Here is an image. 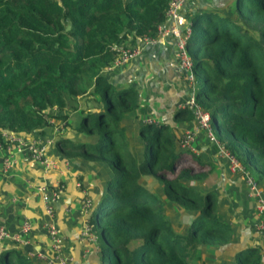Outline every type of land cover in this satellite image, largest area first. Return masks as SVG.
Returning a JSON list of instances; mask_svg holds the SVG:
<instances>
[{
  "label": "trees",
  "instance_id": "1",
  "mask_svg": "<svg viewBox=\"0 0 264 264\" xmlns=\"http://www.w3.org/2000/svg\"><path fill=\"white\" fill-rule=\"evenodd\" d=\"M168 1L0 0V143L2 131L53 139L59 120L63 128L95 136L72 142L56 134L52 144L63 158L103 161L111 169L88 218L99 264H206L209 249L230 243L214 193L194 187L204 174L185 167L171 180L163 177L184 153L198 168L208 164L178 149L161 122H137L138 161L122 122L138 107L137 90L115 86L102 74L113 66L117 46L157 38ZM233 2V17L210 9L187 17L193 97L209 114L213 135L264 190V26L251 28L255 37L241 24L264 25V0ZM87 90L97 111L70 125L65 120L71 99ZM188 108L175 109L173 116L190 114ZM146 175L161 182L164 198L139 182ZM165 202L185 212V230L172 226ZM16 245L0 246V264H34ZM231 252L232 264H261L258 247Z\"/></svg>",
  "mask_w": 264,
  "mask_h": 264
},
{
  "label": "crops",
  "instance_id": "2",
  "mask_svg": "<svg viewBox=\"0 0 264 264\" xmlns=\"http://www.w3.org/2000/svg\"><path fill=\"white\" fill-rule=\"evenodd\" d=\"M207 4L208 0H190L185 5L184 12L189 16L197 12L199 6L207 9ZM171 23V20L165 18L162 26L168 27ZM133 46L141 48V52L128 62L131 64L134 60L139 61L135 70L144 72V68H154L158 64L169 72L173 70L169 66L170 60L174 58L173 40L170 37L157 36L152 44H144L138 39ZM174 90H179L180 93L183 89L174 81L170 82L165 92ZM185 93L187 95V92ZM172 112L174 113V110ZM200 131L193 136L191 151H194V148L199 149L195 136L201 133ZM19 136L28 138L29 135ZM51 140L54 142L55 139ZM206 141L213 146L207 139ZM47 155L54 160V168L44 169L26 153L16 151L7 173L1 171L0 162V225L13 233L19 230L23 219L29 222L30 232L24 236L26 242L17 244L16 247L34 264H50L49 260L53 255L49 247V235L44 227L46 222H51L56 227L60 252L68 259V264H99L95 244L96 231L92 225L87 226L89 212L84 210L81 202L82 198H89L92 210L103 190L101 178L99 175L95 178L89 173L91 165L63 158L52 143L48 146ZM213 158L216 162L215 169L209 165L206 167L214 170L213 173L217 175L212 186L215 188L211 192L215 195L217 213L226 220L231 230L230 243L225 246L232 251L246 246L258 247L261 264H264V235L255 228L258 216L254 202L248 196L247 187L239 174L227 169L224 159L214 155ZM57 184L63 187V191L54 200L53 214L50 216L44 209V193L39 192L37 188L46 186L49 191ZM8 243L2 241L0 246Z\"/></svg>",
  "mask_w": 264,
  "mask_h": 264
},
{
  "label": "rangeland",
  "instance_id": "3",
  "mask_svg": "<svg viewBox=\"0 0 264 264\" xmlns=\"http://www.w3.org/2000/svg\"><path fill=\"white\" fill-rule=\"evenodd\" d=\"M207 1V0H206ZM234 0H208L207 9L224 12L225 14L233 17L234 11ZM206 6V5H203ZM198 11L203 10L202 6L197 7ZM205 9V8H204ZM186 12V11H185ZM184 12V13H185ZM186 18L188 14H185ZM245 27H248V31L251 32L255 37H257V30L251 29L252 27H262L264 25H254L246 24L241 22ZM247 25V26H246ZM138 60H134L131 64L126 63L125 65L115 67L109 66L102 70L105 72L104 76L109 82L115 86L123 87H133L138 91V107L126 114L123 119V124L125 126V133L129 141V150L131 154L139 161L142 158V142L136 134L137 122L142 123H165L169 126V129L173 133L175 142L178 144V149L189 151L191 154L198 156L203 162L215 169L214 163H216L213 158V155L216 156L215 147L210 146L201 133L196 134L195 141L198 145V150L194 148V151H191L185 146H181V139L184 133L187 130H191L195 125V117L192 112V108L185 103L193 95V90L195 88V79L194 74L191 73L192 78H186L185 72L179 68L175 58L170 60V67L173 70L167 71L164 66L161 64L159 66L155 65L154 68L146 67L144 72L135 70V67L139 66ZM177 64V65H176ZM103 74V73H102ZM177 82L178 87H180L181 92L172 91L165 92L169 88L170 82ZM167 88V89H166ZM179 89V88H178ZM164 90V91H163ZM187 92V95H185ZM179 93V95H177ZM95 96L91 94V90H87L83 95L71 99V105L73 106L70 110H66L67 118L66 122L70 125H76L79 122L80 116L85 113H93L97 111L95 109ZM194 98V97H193ZM190 109H189V108ZM180 109H189L190 114L181 113V117L175 118L173 116V110ZM58 127L51 133L52 137L56 139V134L69 139L72 142H76L78 139H83L86 141H92L95 136L86 135L83 132L76 133L73 126H70L68 129L62 127V121H58ZM60 127L63 129L61 130ZM59 136V135H58ZM199 136V137H198ZM200 140L198 141L197 140ZM74 161L78 160L80 163H86L91 165L90 174L95 178L99 175L101 178L102 185L104 184L105 179L111 175V169L107 166L106 162L96 161V160H81L79 158L73 159ZM188 167L191 169V172L194 174H204V177L198 179L194 183V187L198 190L208 189L213 191L215 187L214 180L217 179V175L209 168H198L195 163L188 160L185 161V153L183 154V159H180L178 164L175 163L172 173H165L163 177L165 179H173L177 175L178 171L181 168ZM94 169V170H93ZM250 172L251 170L248 169ZM139 182L151 193L157 195L159 198H164V194L161 189V182H159L155 177L151 175L142 176ZM217 182V181H216ZM87 198V197H86ZM82 198V200L86 199ZM89 199V198H87ZM90 200V199H89ZM166 215L169 216L171 224L174 228H178L181 231L185 230L186 223V214L185 212H176L175 207H172L171 203L165 202ZM232 250L229 247L221 246L216 249H209V255L206 264H232ZM11 262L14 263V255L11 257Z\"/></svg>",
  "mask_w": 264,
  "mask_h": 264
},
{
  "label": "built area",
  "instance_id": "4",
  "mask_svg": "<svg viewBox=\"0 0 264 264\" xmlns=\"http://www.w3.org/2000/svg\"><path fill=\"white\" fill-rule=\"evenodd\" d=\"M190 0H169L165 10V18L171 20L172 23L168 27L162 25L157 26L158 36H167L173 40L174 58L180 69L185 72L186 78H192V59L186 49V40L189 38L191 29L186 19L184 8ZM156 39V38H155ZM152 38L141 39L144 44H152L155 42ZM117 57L113 62V66L119 67L128 63L132 58L141 52L138 46H123L119 45L115 48ZM192 108L195 117V125L191 130H187L180 141L181 146L192 149L191 141L195 133L202 130L205 133L207 140L215 147L216 157L224 159L227 163V169L232 173H237L244 181L248 196L254 202L258 222L255 226L257 232L264 235V190L258 185L254 177L244 168V166L237 160V158L230 153L225 147L224 143L219 141L212 132L210 125L209 114L202 110L194 101L193 95L185 103ZM3 145L0 143V162L1 171L7 173L11 168L13 162V153L24 152L33 161L39 163L44 169L54 168L55 162L47 155L48 146L52 143L51 139L45 138H27L19 136L11 131H2ZM37 190L44 193V209L48 215L53 214V202L57 196L63 191V187L59 184L55 188L47 191L46 186L38 187ZM84 210L90 208L91 202L89 199H84L81 202ZM45 229L49 235V247L52 252L50 264H68V259L61 255L60 244L58 243V234L56 227L50 222L44 224ZM30 232V225L26 219L21 221L19 230L17 232H9L0 225V242H11L16 244H24L25 235ZM39 257L42 255L38 254Z\"/></svg>",
  "mask_w": 264,
  "mask_h": 264
},
{
  "label": "clouds",
  "instance_id": "5",
  "mask_svg": "<svg viewBox=\"0 0 264 264\" xmlns=\"http://www.w3.org/2000/svg\"><path fill=\"white\" fill-rule=\"evenodd\" d=\"M187 19V18H186ZM238 160V159H237ZM239 161V160H238ZM243 165V164H242ZM244 166V165H243ZM245 168V167H244ZM250 174H251V172L247 169V168H245ZM252 175V174H251ZM253 176V175H252ZM254 177V176H253ZM255 179V178H254ZM90 202H91V200H90ZM93 209V208H92ZM89 213L91 212V205H90V208L87 210ZM88 218H89V216L87 217V219H86V224H87V226H89V225H91V224H89V222H88Z\"/></svg>",
  "mask_w": 264,
  "mask_h": 264
},
{
  "label": "water",
  "instance_id": "6",
  "mask_svg": "<svg viewBox=\"0 0 264 264\" xmlns=\"http://www.w3.org/2000/svg\"><path fill=\"white\" fill-rule=\"evenodd\" d=\"M1 246H3V245H1Z\"/></svg>",
  "mask_w": 264,
  "mask_h": 264
}]
</instances>
